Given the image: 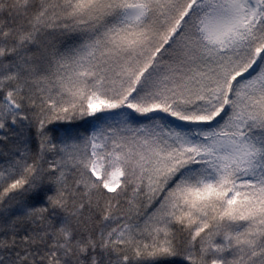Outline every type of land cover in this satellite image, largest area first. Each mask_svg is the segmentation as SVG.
I'll return each instance as SVG.
<instances>
[{"label": "snow or ice", "instance_id": "obj_1", "mask_svg": "<svg viewBox=\"0 0 264 264\" xmlns=\"http://www.w3.org/2000/svg\"><path fill=\"white\" fill-rule=\"evenodd\" d=\"M0 264H264V0H0Z\"/></svg>", "mask_w": 264, "mask_h": 264}]
</instances>
